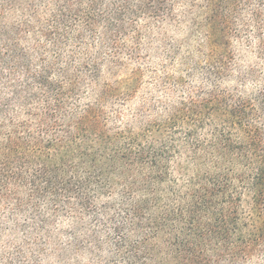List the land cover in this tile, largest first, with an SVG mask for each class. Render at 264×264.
<instances>
[{
  "label": "trees",
  "instance_id": "16d2710c",
  "mask_svg": "<svg viewBox=\"0 0 264 264\" xmlns=\"http://www.w3.org/2000/svg\"><path fill=\"white\" fill-rule=\"evenodd\" d=\"M167 25L195 84L126 118ZM43 262L264 264V0H0V264Z\"/></svg>",
  "mask_w": 264,
  "mask_h": 264
},
{
  "label": "rangeland",
  "instance_id": "374dc122",
  "mask_svg": "<svg viewBox=\"0 0 264 264\" xmlns=\"http://www.w3.org/2000/svg\"><path fill=\"white\" fill-rule=\"evenodd\" d=\"M163 30L167 32V35L172 39V42L174 44L173 49L176 51V54H174L172 57H166L163 50L158 49V51L153 50L150 55L146 56V58H136L134 61H130L128 64L129 68H132L137 65L135 62H141L143 65V68L146 69L147 74H145L143 78V86H140L141 88L138 89V92L132 96L128 100L126 104H124V112L126 115V118L130 117L131 110L138 106L140 99L143 98V96H146V92L152 96H160L163 95V92L158 89L151 88L150 90H147V84H149L150 79L148 77V74L152 69L159 68L162 63H164L165 60H173V65L167 69L168 74L172 77L170 80L171 82L177 81L181 77L189 78L188 72H190L191 66L198 60H203L202 55L196 50L197 49V43L198 37L194 40H187V37L189 35V32L187 29H177V28H171L169 25L164 26ZM150 56V57H149ZM106 71V70H105ZM103 72L102 78L100 81V84H103L104 82H109L113 80L114 78H123L127 71L124 72H114V75L108 74L106 72ZM188 81L194 85L196 79L195 78H189ZM181 90H176L174 95L171 97H168L171 101L172 99H175L179 96ZM148 95V96H150ZM43 264H50L48 262H43Z\"/></svg>",
  "mask_w": 264,
  "mask_h": 264
}]
</instances>
